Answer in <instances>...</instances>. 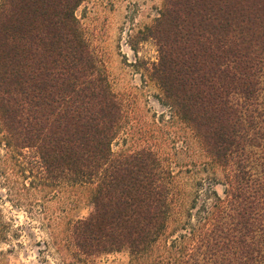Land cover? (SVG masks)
<instances>
[{
	"label": "trees",
	"instance_id": "1",
	"mask_svg": "<svg viewBox=\"0 0 264 264\" xmlns=\"http://www.w3.org/2000/svg\"><path fill=\"white\" fill-rule=\"evenodd\" d=\"M85 1L0 0L4 163L24 190L93 188L71 233L84 256L264 264V0H164L145 31L150 77L209 159L188 198L149 150L113 155L122 110L75 17Z\"/></svg>",
	"mask_w": 264,
	"mask_h": 264
},
{
	"label": "rangeland",
	"instance_id": "2",
	"mask_svg": "<svg viewBox=\"0 0 264 264\" xmlns=\"http://www.w3.org/2000/svg\"><path fill=\"white\" fill-rule=\"evenodd\" d=\"M164 0H87L75 11L79 28L97 66L122 110L113 155L149 150L175 181V195L188 198L193 185L208 174L207 155L191 128L166 104L150 77L158 61L154 40H143ZM0 148V264H129L126 252L87 257L77 251L72 228L92 212L89 185L37 192ZM220 175V174H218Z\"/></svg>",
	"mask_w": 264,
	"mask_h": 264
}]
</instances>
